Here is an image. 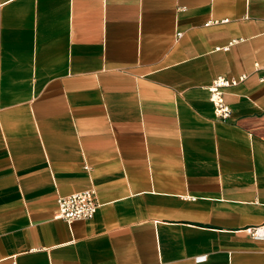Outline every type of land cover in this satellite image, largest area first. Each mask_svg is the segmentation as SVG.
I'll use <instances>...</instances> for the list:
<instances>
[{"label": "crops", "instance_id": "crops-1", "mask_svg": "<svg viewBox=\"0 0 264 264\" xmlns=\"http://www.w3.org/2000/svg\"><path fill=\"white\" fill-rule=\"evenodd\" d=\"M263 75L264 0H0V264H264Z\"/></svg>", "mask_w": 264, "mask_h": 264}, {"label": "built area", "instance_id": "built-area-1", "mask_svg": "<svg viewBox=\"0 0 264 264\" xmlns=\"http://www.w3.org/2000/svg\"><path fill=\"white\" fill-rule=\"evenodd\" d=\"M179 35V33H176ZM245 77L244 74L238 78H226L223 76L214 77L207 87L208 100L212 104L213 114L217 118L224 119L229 114L228 106L224 103L222 94L223 89L237 84ZM264 81V75L259 78ZM98 205L93 189L58 197L55 200V211L52 215L53 220H62L67 224L77 220H90L95 214ZM247 235L254 241H264V226L251 227L246 230ZM198 260V259H197Z\"/></svg>", "mask_w": 264, "mask_h": 264}]
</instances>
